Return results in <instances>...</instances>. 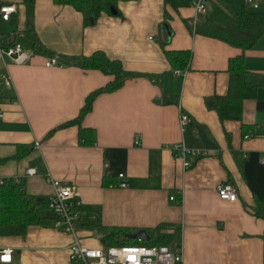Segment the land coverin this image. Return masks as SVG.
I'll list each match as a JSON object with an SVG mask.
<instances>
[{
  "label": "crops",
  "instance_id": "crops-1",
  "mask_svg": "<svg viewBox=\"0 0 264 264\" xmlns=\"http://www.w3.org/2000/svg\"><path fill=\"white\" fill-rule=\"evenodd\" d=\"M192 1L175 8L164 0H118L110 13L85 25L71 5L34 0L33 28L50 53H33L22 64L0 63V179L22 182L44 202L52 193L47 176L72 184L81 203L77 233L88 246L100 244L103 225L131 233L166 224L169 231L179 230L184 264H264V86L243 100L240 120H222L205 103L228 92L231 58L242 56L252 84L264 78V36L242 50L196 33L205 16L196 15ZM203 2L207 10L213 4L245 5ZM253 2L256 8L245 7L264 14V0ZM10 3L16 12L5 33L20 32L26 23L23 0H0ZM166 50H189L188 67L174 68ZM96 51L142 75L96 96L80 126L59 128L113 76L68 61L47 67L45 60ZM6 71L10 88L1 80ZM181 111L188 116L184 122ZM176 143L203 154L184 168L172 149ZM119 173L126 187L118 186ZM223 181L235 186L236 200L218 197L216 186ZM46 221L53 225L49 219L23 236L0 237V246L14 248L13 264H71L72 237Z\"/></svg>",
  "mask_w": 264,
  "mask_h": 264
},
{
  "label": "trees",
  "instance_id": "trees-1",
  "mask_svg": "<svg viewBox=\"0 0 264 264\" xmlns=\"http://www.w3.org/2000/svg\"><path fill=\"white\" fill-rule=\"evenodd\" d=\"M53 1L57 4L71 5L82 14L83 23L88 25L92 24L102 12L110 13L118 0ZM164 1L177 8L189 4L191 0ZM23 4L26 13L24 28L20 32L5 33L1 26L3 20H0V44L7 47L15 42H20L23 46L31 48L35 54L50 53L40 42L33 28L34 0H23ZM204 16L203 23L195 28L196 33L221 39L242 50L251 48L258 38L264 36V14L249 11L245 5L213 4ZM165 53L174 68L188 67L191 57L189 50H166ZM59 60L61 62L68 61L84 69H98L104 74L113 76L111 81L87 95L76 118L64 122L59 128L72 124L80 126L84 115L91 110L96 96L112 92L121 87L127 79L142 75L124 69L119 60L107 57L102 51H96L90 56L83 57L66 58L64 56ZM228 72L230 77L228 92L225 95L210 96L205 100V103L209 109H214L222 120H240L243 100L255 96L257 87L264 86V78L257 84L249 82L247 71L242 63V56L230 59ZM84 130L82 127L79 128V134L83 140H85L82 136ZM43 204V199L39 200L25 191L22 182L15 183L9 180L0 185V237L23 236L31 225H39L49 219L54 222L55 216L48 209L45 212L40 211ZM78 211H81V207H78ZM101 230L104 232L100 237L99 245L101 246L132 245L131 243L135 242L134 239L127 237L130 232L124 227L103 225ZM146 231L150 236V240L147 241L148 245H173L177 244L179 240V230L171 229L169 231V226L166 224H158L153 228H147Z\"/></svg>",
  "mask_w": 264,
  "mask_h": 264
},
{
  "label": "built area",
  "instance_id": "built-area-1",
  "mask_svg": "<svg viewBox=\"0 0 264 264\" xmlns=\"http://www.w3.org/2000/svg\"><path fill=\"white\" fill-rule=\"evenodd\" d=\"M192 5L195 8L197 16H204L207 13V7L203 0H193ZM245 5H251L256 8L257 5L253 0H245ZM16 12L15 4L0 5V20L7 21L11 15ZM189 25H195V20H190ZM32 51H28L20 42H15L10 46H2L0 44V60L8 59L15 64L26 62L32 55ZM60 64L59 58L50 55L45 60V66H54ZM175 73H179L176 71ZM3 87L10 88L12 80L6 71L1 74ZM2 114L0 113V116ZM188 116L184 112H180V122H184ZM35 147H39V142L34 143ZM172 149L177 152L182 159L184 168H189L193 160L202 151L191 149L183 144H173ZM264 163V156L261 158ZM34 169H28L27 173L32 174ZM119 187H126L124 174H118ZM47 181L52 185V193L47 202V209L55 216L53 226L55 229L70 235L72 241L68 246L71 264H184L181 248L177 244H152V245H120V246H88L84 244L77 233L76 223L79 218L80 201L76 197L74 186L68 182H63L47 176ZM3 180L0 179V184ZM216 192L220 199L226 201H234L237 199V191L235 186L228 182H219L216 186ZM170 200H174V196H170ZM141 241V240H138ZM14 248L11 246H0V264H13Z\"/></svg>",
  "mask_w": 264,
  "mask_h": 264
},
{
  "label": "rangeland",
  "instance_id": "rangeland-1",
  "mask_svg": "<svg viewBox=\"0 0 264 264\" xmlns=\"http://www.w3.org/2000/svg\"><path fill=\"white\" fill-rule=\"evenodd\" d=\"M10 4H12V3H10ZM7 21H9L10 22V20H7ZM9 22H6V21H2V28L4 29V32L6 31V30H10V27H11V25H9L10 23ZM27 47V46H26ZM28 48V47H27ZM33 53V52H32ZM38 55H41V56H45V55H43V54H38ZM29 60V59H28ZM0 63H1V60H0ZM25 63V62H24ZM12 86V85H11ZM46 199V198H45ZM47 202H48V200H45V202H44V204L41 206V209H40V211L41 212H45L46 210H47ZM45 225L47 226V227H53V225H52V223L50 222V221H46V223H45ZM54 228V227H53ZM135 240V242H132L131 244L132 245H148V243L147 242H144V241H136V239H134ZM44 262L42 261V262H36V264H43ZM47 264H50V263H47Z\"/></svg>",
  "mask_w": 264,
  "mask_h": 264
},
{
  "label": "water",
  "instance_id": "water-1",
  "mask_svg": "<svg viewBox=\"0 0 264 264\" xmlns=\"http://www.w3.org/2000/svg\"><path fill=\"white\" fill-rule=\"evenodd\" d=\"M127 237L130 239L141 240L144 242L150 240V236L145 229H138L135 232L128 233Z\"/></svg>",
  "mask_w": 264,
  "mask_h": 264
}]
</instances>
